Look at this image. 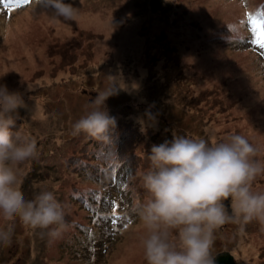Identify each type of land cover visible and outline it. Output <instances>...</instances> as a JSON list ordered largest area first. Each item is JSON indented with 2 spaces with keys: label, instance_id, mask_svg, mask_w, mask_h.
Instances as JSON below:
<instances>
[{
  "label": "rangeland",
  "instance_id": "obj_1",
  "mask_svg": "<svg viewBox=\"0 0 264 264\" xmlns=\"http://www.w3.org/2000/svg\"><path fill=\"white\" fill-rule=\"evenodd\" d=\"M238 1L65 0L79 14L75 21L64 22L36 0L0 18V84L20 92L25 104L18 109L13 130L35 139L36 157L45 161L36 169L35 158L18 165L20 188L26 199L52 191L65 207L68 223L62 236L49 243L42 230L25 229L17 221L11 242L0 245V264H146L141 244L145 229L136 213L127 218L131 224L123 234L107 243L101 257L89 254L101 250L99 244L83 257L70 249L79 236L87 235H80L77 223L89 222L80 197L71 199V194L96 188L88 177L96 167L76 166L93 140L96 148L103 147L104 152L106 148L101 144L106 140L73 135L72 125L92 110L98 93L116 92L105 102L109 114L122 119L120 129L134 120L139 129L152 131V145L174 135L211 144L242 133L260 149L256 159L264 162V68L256 55L250 64L247 51L225 45L242 17ZM163 42L172 49L170 59L163 53ZM149 61L158 62L156 76L165 75L164 92L155 87L153 69L145 68ZM187 85L192 88L189 94ZM211 90L218 92L219 105L213 110L205 105L192 109L190 100ZM185 98L187 107L182 103ZM213 112V121L203 117ZM137 147L149 154L143 144ZM148 154L142 160L143 171L149 166ZM253 190L264 192V174L253 181ZM5 226L0 217V228ZM95 231L92 239L99 240L101 231ZM63 242L66 245L60 246ZM223 251L230 252L236 264H264V230L256 221L224 224L215 231L210 249L212 257Z\"/></svg>",
  "mask_w": 264,
  "mask_h": 264
},
{
  "label": "clouds",
  "instance_id": "obj_2",
  "mask_svg": "<svg viewBox=\"0 0 264 264\" xmlns=\"http://www.w3.org/2000/svg\"><path fill=\"white\" fill-rule=\"evenodd\" d=\"M40 2L64 22L75 21L79 14L65 0ZM113 94L98 93L92 110L72 125V134L109 140L116 119L105 102ZM24 106L20 92L0 84V217L6 222L0 228V245L11 242L17 221L25 229L42 230L49 243L68 227L65 207L52 191H40L32 199L21 191L18 165L38 155L35 139L13 130ZM259 152L239 134L211 144L174 135L153 145L140 177L144 197L135 205L145 229L141 244L146 264H215L210 249L215 231L224 224L256 221L264 230V192L253 190V181L264 174V162L256 159Z\"/></svg>",
  "mask_w": 264,
  "mask_h": 264
},
{
  "label": "trees",
  "instance_id": "obj_3",
  "mask_svg": "<svg viewBox=\"0 0 264 264\" xmlns=\"http://www.w3.org/2000/svg\"><path fill=\"white\" fill-rule=\"evenodd\" d=\"M147 1L152 3L158 0ZM239 1L241 2V6H243L242 17L238 18L236 21L237 23L235 25L237 29L232 38H225V45H228L233 49L242 48L244 52L247 51L248 54H246L245 58H247V56L251 57L250 64L252 62L254 63V56L256 55L264 68V46L260 43L262 39L261 31L264 30V0H255V2L251 0ZM35 2L36 0H27V3H21L19 6L13 7V11H10V9L6 6H3V15H0V18L6 17L9 12H11L10 14H13L14 11H22L24 8L35 4ZM0 7H2V4H0ZM180 33H185V28H180ZM162 50L166 58L170 59L172 57L173 54L171 52L172 49H170V45L163 42ZM159 52L162 55V51L160 49ZM151 58L153 59V57ZM156 61H149V66L146 65L145 68L147 71L151 68L153 69L152 72H154L151 74V77L153 80L155 79L154 81L158 82L155 87H159L158 90L164 92L163 90L165 86L162 84V79L165 75L156 76L157 73H155V71L158 64ZM181 79L183 78L180 77L179 80ZM159 82H161V86H158ZM186 87L187 88H185V90L187 91V94H189L192 88L189 89L188 85ZM217 94V91L212 90L201 93L196 99L190 100L191 104L195 106L193 107L191 105L193 107L192 109L205 105L209 110H213V108L219 105ZM182 103H185L186 106L184 104L183 105L187 107L186 98L182 101ZM199 112L205 113V111L201 108L199 109ZM141 114L143 113L139 112L136 115L141 117ZM212 115H215V112L208 116L204 114L203 117H206V119L211 122L213 121ZM115 119L116 127L111 130L110 139L106 141L104 140V143L100 142L102 145H106L105 152L103 151V147H100L99 149L96 148L95 145L97 141L93 140L85 150L87 152L86 157L79 161L80 166H76V168L83 167L85 169L87 167H96V172L94 174L93 172L88 174V177H92V179H89L95 183L96 188H92L90 192L87 193L81 190L77 191V194H71V199H78V197H80L78 202L89 212V222L86 225L76 222L77 225L80 226V235H84L85 233H87V235L79 236L80 241L78 242L77 240L73 246L71 245L70 247L72 252H76V254L81 256L90 250L103 247L101 250H97L96 253H89L94 256L100 255L101 257L107 243H113L117 236L120 234L122 235L123 231H125L128 225L131 224L126 222V220L131 214L136 213L135 205L138 198L144 197V190L141 186L139 178L141 174L145 172L143 169L146 167L144 166L142 169V160H144V155H147L148 153L139 150L137 146L143 144L144 148H146L150 153L151 147L153 146L151 137L155 136V134L153 135L152 131L139 129L140 124L130 119L129 123L124 124H127L128 127H125V130L123 128L120 129L121 126L119 123L122 119ZM148 121L150 122V120ZM81 135L85 138L84 133H81ZM239 135H242V133ZM134 141L136 142L134 143ZM96 151L99 152L97 158H93V160L87 159L89 154L93 156ZM35 159V169L40 166V163L45 162H39L37 157H35ZM82 163H85V166H82ZM82 173H84V171ZM134 177L137 179L134 180ZM119 225H121V227H119ZM95 229L101 231L99 240L92 239L94 235L97 236ZM64 236L66 237V235ZM67 238L68 236L66 237V242ZM88 238L90 241H87ZM66 242H63L60 246H65ZM98 244L100 247L97 246Z\"/></svg>",
  "mask_w": 264,
  "mask_h": 264
},
{
  "label": "water",
  "instance_id": "obj_4",
  "mask_svg": "<svg viewBox=\"0 0 264 264\" xmlns=\"http://www.w3.org/2000/svg\"><path fill=\"white\" fill-rule=\"evenodd\" d=\"M229 202L226 201V204ZM229 206V204H228ZM215 264H236L234 257L232 254L228 251H223L218 254H216L214 257Z\"/></svg>",
  "mask_w": 264,
  "mask_h": 264
},
{
  "label": "snow or ice",
  "instance_id": "obj_5",
  "mask_svg": "<svg viewBox=\"0 0 264 264\" xmlns=\"http://www.w3.org/2000/svg\"><path fill=\"white\" fill-rule=\"evenodd\" d=\"M21 3H27V0H0V4L8 7L9 9L19 6ZM261 45L264 46V30L261 31Z\"/></svg>",
  "mask_w": 264,
  "mask_h": 264
}]
</instances>
